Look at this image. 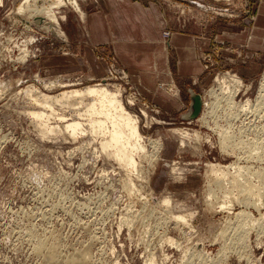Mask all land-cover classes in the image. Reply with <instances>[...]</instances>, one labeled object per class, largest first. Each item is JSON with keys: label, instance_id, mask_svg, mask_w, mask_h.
I'll return each instance as SVG.
<instances>
[{"label": "rangeland", "instance_id": "rangeland-1", "mask_svg": "<svg viewBox=\"0 0 264 264\" xmlns=\"http://www.w3.org/2000/svg\"><path fill=\"white\" fill-rule=\"evenodd\" d=\"M66 1L55 8L59 22L43 14V23L33 13V0L0 2V264H52L48 258L55 248L62 261L87 255L82 264H264V107L236 111L226 104L217 81L236 74L249 85L236 101L257 98L264 42L251 49L249 29L262 0H77L83 17ZM124 10L130 16L125 37L138 44L124 46L120 37L106 34L105 23H124ZM101 15L103 23L97 19ZM131 23H140L136 34ZM145 23L155 31L154 23H166L162 33L168 45L175 32L197 31L208 39L210 49L198 51L204 74L179 72L176 50L142 38ZM107 31L112 32L110 25ZM165 63L173 80L159 78L151 87L137 76L158 67L162 71ZM98 83L120 88L127 108L141 120L146 152L136 156L139 164L132 174L101 147V136L84 120L77 138L63 126L44 134L32 113L45 109L25 92L31 87L34 94L58 95ZM193 88L204 102L218 100L206 114L208 123L187 118ZM72 108L45 110L49 123L59 127L72 120ZM235 111L243 118L235 119ZM181 127L198 131L200 138L181 147L171 132ZM225 132L234 135L226 152L220 143ZM160 138L169 145L161 149L163 162L151 143ZM210 164L229 167L230 177L239 175L238 185L225 181L219 187L221 179L214 177L215 182L208 174ZM224 191L230 198H222ZM164 195L171 196V208L158 204ZM234 196L249 200L236 202L231 211L220 208ZM171 211L193 215L178 223ZM241 212L246 213L237 215Z\"/></svg>", "mask_w": 264, "mask_h": 264}, {"label": "bare ground", "instance_id": "bare-ground-1", "mask_svg": "<svg viewBox=\"0 0 264 264\" xmlns=\"http://www.w3.org/2000/svg\"><path fill=\"white\" fill-rule=\"evenodd\" d=\"M2 1L3 0H0V2H2ZM29 1L30 0H28L27 3L31 4V2H29ZM39 1H41V0H33L34 3L32 2V4H31L34 6L35 12H33V13H35V15L36 14L40 15L38 18H41V19H38L37 21H39L40 23H43L44 22L43 16H41V15L45 14V15L49 16L50 19H52L53 21L55 20L56 22H59V19L56 15L55 8H57L59 6H63L67 1L66 0H42L43 4H41V5H39ZM69 2H71L72 5H74L75 8H77V10L80 11L82 17L84 15H86V14H84L85 11H83L80 7L81 4L79 5V2L77 0H69ZM29 4H28V6L30 7L31 5H29ZM23 8H24L23 6L20 8L21 11ZM216 78H217V76H216ZM217 81H219V83L221 84L222 93H223L222 96H223V98L224 97L226 98L225 100L228 103H226L225 101L224 102L229 107L236 108V111L241 108L240 109L241 111L255 110L257 112H260L259 107L260 106L264 107V78H263L262 83L260 85V89H259V93H258L257 98L255 100L254 99L252 100L251 98L248 97V99L246 101L244 100V102H242V100H240L241 102L236 101V98L240 95L241 92H243L244 90L245 91L247 90V92H248V89H249V85H248V87H246V85H245L243 79H241V77L237 76L236 74H228L227 77H225V75H224V78L220 77L217 79ZM104 83H98V84L90 85V86L87 85V87H85V88H78L77 87L74 89L65 90V91H62V93H60V94L58 93V95L53 94L54 96L47 94V93H41V92H39L40 94H38V93L34 94L33 93L34 91L31 90V87H28L25 90V92L32 99H34V101L37 103V105L39 104L45 110L51 109L52 113H54V109H55L56 105H61L63 107H70V109L72 107H75V109H76L75 114L77 116L75 115V118H73L72 120H68V121L66 120L65 124L64 125L62 124L59 127L58 126H52L49 123L50 116L47 114V112L45 110H43V111L39 110V111L33 112L32 114H33L34 118L36 119V121L40 122V124L42 126V132H44V134H48L50 132L57 131V129H59V128H61V126H63L64 131L65 130L68 131L71 134V136H73L74 138H77L79 133L84 132L85 124L82 121V120H84L88 123L86 125H89L90 129L94 133L101 136V142H100L101 147L105 151H107V153L109 155H112L113 157H115L119 161L121 166L126 168L127 172H131V174H132V172L137 170L138 164H139L136 156H138V154H139L141 157L140 153L146 152V146L141 143V140H142V134H141V130H140V128H141L140 121L141 120H140L139 116H136L127 108L126 103L124 102V99L122 97L123 95L121 93V89L117 88L114 91L113 89H110L109 86L107 87L106 84H104ZM212 90H214V89H212ZM216 90H218V89H216ZM209 92H210V95L213 94L214 97H215L214 94L217 93V92H215V90L214 91L210 90ZM214 101H218V100H213L211 103L210 102L207 103V102L203 101V106L205 108L204 109L205 111L202 114H200V116L197 119H203V120L207 121V115H208L207 112H209V114L211 113V111H208V110H210V109L213 110V108H217V104ZM129 102L133 105L136 104L135 100L133 98L129 99ZM217 103H219V102H217ZM220 106H222V105H220ZM206 107L208 109H206ZM222 109H221V111H222ZM224 109L227 110V108H224ZM72 110H73V108H72ZM261 110L264 111L263 108ZM225 112L229 113L228 117L231 118V116H230L232 114L231 111L230 112L225 111ZM246 112H248V111H246ZM143 113H144V115H148L146 110H143ZM227 113H225V114L227 115ZM251 113H252V111H251ZM236 114H237V112H236ZM236 114H233V115H235V117H237V118H235L233 115L232 116H233V118L239 120L240 117L238 118V115L239 116H241V115L238 113L236 116ZM67 115L63 113L60 118L62 120H65ZM247 115H249V114H247ZM256 116H257V114H256ZM214 117H216V116H214ZM219 117H221V116H219ZM219 117H217V118H219ZM259 117H258V119H259ZM210 119L213 120L212 116ZM258 119H256V120H258ZM215 120L216 119H214V121ZM218 120L219 119H217L216 121H218ZM232 120L234 121V119H232ZM156 121H158L157 123L162 122L161 120H160L161 121L160 122L158 119ZM216 121L214 124L217 123L218 125L217 124L216 125L218 127L219 122H216ZM208 122L209 121H207V123ZM229 122H231V121H229ZM239 122H241V121H239ZM230 124L231 123H229L228 125H230ZM216 125H214V127H216ZM245 125H247V124H245ZM219 127H221V125ZM222 128L224 129V127H222ZM225 128H227V127H225ZM229 128H231V127H229ZM212 129H215V128H212ZM223 129H222V131H223ZM191 130H189L187 127L186 128L181 127V128H173V129H171V132L173 135H176L178 137V139H179L178 141H180L181 147H184V146L187 147L186 144L188 141H190L192 139L200 138V136H199L200 134L198 131H193V130L191 131ZM214 131H216V130H214ZM219 131H220V129H219ZM222 131H220V132H222ZM224 131H225V129H224ZM227 132H225L226 134L221 133L222 137H220L221 134L219 135V137L221 138V142H220L221 146L225 150V152L228 151V148H229L227 146V145H229L228 144L229 136H230V139H232V136H234L232 134H231L232 136L227 135L230 131L228 133ZM151 141H152L151 143L155 144V146H154L155 151L153 154L156 155L158 157V159L159 160L161 159L163 162V159H165V158H163V157L161 158V156H159L161 149H163L165 151V146H169V145H166L165 142L163 140H161V138L151 140ZM232 144H233V142H232ZM181 149H183V148H181ZM224 150H223V152H224ZM228 168L229 167H227L226 169L223 170V169H218L216 167V165H214V164H210V166H209L208 174L211 175L213 178L215 177L216 180H217V178L221 179L219 181L220 183H218L219 187L220 186L222 187L224 185L225 181L231 182L232 186L238 185V180H239L238 176L239 175L236 174V175L230 177L231 175L228 171ZM260 173H262V172H260ZM260 173H258V174H260ZM129 177H131V175ZM215 178H214V180H215ZM258 179H260V178L258 177ZM216 180H215V182H216ZM260 182H262V181H260ZM208 183L210 184V182H208ZM239 185H245V184L240 183ZM247 186H249V185H247ZM239 187L241 188L242 186H239ZM243 188H244V186H243ZM228 189L229 188L225 189L226 192H229V191H227ZM245 189H248L249 191H253L252 190L253 187H251V186H249V187L245 186ZM245 189L242 190V193ZM226 192L224 191L222 198L224 197V195H227V194L232 195L229 193L225 194ZM210 193L211 192L209 191V193H208L209 198L213 197L212 195H214V194L211 195ZM257 195H259V194L257 193ZM224 198H226V196ZM228 198H230V196H228ZM248 200H249V197H248V199H246V198H241V197L235 198V196H234V200L233 199H230V200L227 199V200L222 201L223 204H221L220 208L221 209H229L231 211L233 209L234 205L236 204V202L247 203ZM158 204H162V205L166 206L167 208H171V206L173 205V201H172V198L170 195H164L158 201ZM210 204H212V203H210ZM245 213L246 212H241L237 215H245ZM191 215H193V214L192 213H190V214L189 213H175V212L171 211L170 218L175 220V221H178V223H179V221H181V220L185 221V218L188 216H191ZM184 224H187V223L184 222ZM55 249H51L53 251H52V253H50V257L49 258L46 257V259L48 258L49 261L52 260L54 262H58L57 264H82V263H85L84 260L87 257V255L84 258L80 254H79V256L71 255L69 258L67 257V259H65V260L62 257L63 261H64L63 262L62 259H59V258H61V257H59L60 253L58 251L56 252ZM57 253H59V254H57ZM48 254H49V251H48ZM85 254H83V255H85ZM47 256H49V255H47ZM54 262L52 264H54ZM48 264H50V263H48Z\"/></svg>", "mask_w": 264, "mask_h": 264}, {"label": "crops", "instance_id": "crops-1", "mask_svg": "<svg viewBox=\"0 0 264 264\" xmlns=\"http://www.w3.org/2000/svg\"><path fill=\"white\" fill-rule=\"evenodd\" d=\"M257 2L260 3V0ZM259 5H258V10L255 16L254 15L250 16L251 23H250V29H249L251 33V40H250L249 45H251V49L256 48V50H258L259 41L264 42V0H262V3H260ZM122 16L124 17V23H114L113 21H111L107 24L106 23L104 24V26L106 27V34L107 33L110 35L112 34L117 39L118 37H120V43L123 44L124 46L128 43L129 45L138 44L139 40L131 39L130 36L125 37L127 35L126 29H127V24H128V23H125V21L128 22V20L130 19L129 12L126 11L125 13V10H124L122 13ZM97 19L99 20L100 23H103L104 16L103 15L97 16ZM131 24H132L131 34H136V29H138V25L140 23H135L136 25H134V23H131ZM154 24H156L159 27V30L155 31L153 26L150 28L149 23H145V26L147 29H144L142 31V33L144 34L142 38L143 39L148 38L149 43L153 42V43H150L152 45H158L159 43L165 46V44L163 43L165 41L163 39L162 29L166 27V23H154ZM109 25L112 28V32L107 31ZM121 29H123L122 32H120ZM259 36H262V39H259ZM123 37H125V39ZM208 44H210V41L208 39L201 37L199 32L192 31V32H187V33L185 32L173 33L171 37L169 38V45L168 44L167 45L171 46L174 50H176V53L178 54V56L181 57L180 62L178 64V71L184 72L185 69L192 70L193 76H197L202 73L204 74V70L202 69L203 64L199 60L198 51L200 48L208 51V49H210ZM135 56L137 55L136 54L133 56H131L130 54L125 55L126 58H132ZM162 60H164V54L162 56ZM180 64H182L183 67H181ZM163 70L161 71L158 67V70L157 69L148 70V71L146 70L145 72H140V74L137 76H139L140 81L142 83L152 87L156 85L157 79L159 78L161 79L165 78L167 80L172 78L171 76L173 75V72L169 65L166 66V63H165ZM196 82H198L197 79H195L194 84H196ZM190 93H191V96H190V101H191L190 106H191L193 102L192 96L196 93L200 94V92L197 89L193 88L190 90Z\"/></svg>", "mask_w": 264, "mask_h": 264}, {"label": "water", "instance_id": "water-1", "mask_svg": "<svg viewBox=\"0 0 264 264\" xmlns=\"http://www.w3.org/2000/svg\"><path fill=\"white\" fill-rule=\"evenodd\" d=\"M192 100V108L190 114L187 116V118L190 120L197 119L200 116L203 108L202 95L196 93L192 96Z\"/></svg>", "mask_w": 264, "mask_h": 264}, {"label": "built area", "instance_id": "built-area-1", "mask_svg": "<svg viewBox=\"0 0 264 264\" xmlns=\"http://www.w3.org/2000/svg\"><path fill=\"white\" fill-rule=\"evenodd\" d=\"M203 109V108H202Z\"/></svg>", "mask_w": 264, "mask_h": 264}]
</instances>
